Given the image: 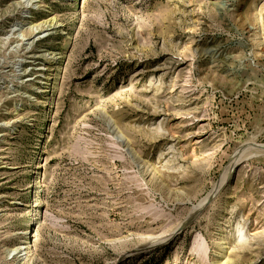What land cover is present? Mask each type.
I'll list each match as a JSON object with an SVG mask.
<instances>
[{
    "label": "rangeland",
    "instance_id": "374dc122",
    "mask_svg": "<svg viewBox=\"0 0 264 264\" xmlns=\"http://www.w3.org/2000/svg\"><path fill=\"white\" fill-rule=\"evenodd\" d=\"M0 264H264V0H0Z\"/></svg>",
    "mask_w": 264,
    "mask_h": 264
},
{
    "label": "bare ground",
    "instance_id": "6f19581e",
    "mask_svg": "<svg viewBox=\"0 0 264 264\" xmlns=\"http://www.w3.org/2000/svg\"><path fill=\"white\" fill-rule=\"evenodd\" d=\"M258 148H259V147H258ZM246 149H247V148H246ZM246 149H245V150H246ZM247 150H248V149H247ZM247 150H246V151H247ZM243 151H244V150H243ZM235 163H236V162H235ZM27 238H28V237H27ZM25 244H31V240H30L29 243H28V241H25V242L23 243V245H25ZM24 248H26V247H24Z\"/></svg>",
    "mask_w": 264,
    "mask_h": 264
},
{
    "label": "water",
    "instance_id": "95a60500",
    "mask_svg": "<svg viewBox=\"0 0 264 264\" xmlns=\"http://www.w3.org/2000/svg\"><path fill=\"white\" fill-rule=\"evenodd\" d=\"M209 202H210V199H209L208 203H209ZM188 223H189V222H188ZM188 223H186L185 226H186ZM183 228H184V227H183Z\"/></svg>",
    "mask_w": 264,
    "mask_h": 264
}]
</instances>
